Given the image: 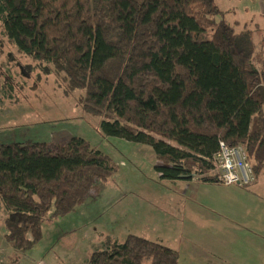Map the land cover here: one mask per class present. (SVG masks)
<instances>
[{
    "label": "trees",
    "instance_id": "trees-1",
    "mask_svg": "<svg viewBox=\"0 0 264 264\" xmlns=\"http://www.w3.org/2000/svg\"><path fill=\"white\" fill-rule=\"evenodd\" d=\"M4 45L7 89L15 68L53 74L67 96L83 92L78 101L103 116L107 135L153 146L164 178L219 181L221 141L247 147L256 181L264 171V59L258 66L253 31L238 30L218 0H0ZM115 169L80 136L54 154L0 142L5 238L33 249L46 224ZM104 244L88 264H179L177 250L143 236Z\"/></svg>",
    "mask_w": 264,
    "mask_h": 264
},
{
    "label": "rangeland",
    "instance_id": "rangeland-1",
    "mask_svg": "<svg viewBox=\"0 0 264 264\" xmlns=\"http://www.w3.org/2000/svg\"><path fill=\"white\" fill-rule=\"evenodd\" d=\"M218 1L224 17L238 30L253 31L256 62L261 66L264 0ZM7 50V45L0 48V71ZM25 68L29 71L22 74L16 68L7 72L13 84L8 89L6 76L0 74V142H31L42 154H54L57 145L80 136L107 154L116 169L74 211L46 224L43 239L25 253L5 238L7 210L0 201V264H88L91 254L104 247L106 237L124 241L129 234L174 248L180 254L179 264H227L221 253L220 200L235 195L264 197V171L248 187L196 177L164 178L156 168L153 146L107 135L103 116L88 112L78 101L83 92L67 96L53 74ZM212 172H220L216 160ZM257 226L264 231L261 222ZM252 255L242 253L240 264H253ZM260 258L258 264L264 263V252ZM151 259L144 258V264Z\"/></svg>",
    "mask_w": 264,
    "mask_h": 264
},
{
    "label": "crops",
    "instance_id": "crops-1",
    "mask_svg": "<svg viewBox=\"0 0 264 264\" xmlns=\"http://www.w3.org/2000/svg\"><path fill=\"white\" fill-rule=\"evenodd\" d=\"M261 7L264 11V2ZM263 46L261 47L262 53ZM206 201L204 204H206ZM211 202L214 204L213 200H208L207 204ZM220 206L222 216V258L227 264H240V255L249 251L253 254V264H258L261 260V252H264V231L257 226L258 222L264 225V197L223 196L220 200ZM246 225L248 226V232L245 230ZM260 264L264 263L261 262Z\"/></svg>",
    "mask_w": 264,
    "mask_h": 264
},
{
    "label": "built area",
    "instance_id": "built-area-1",
    "mask_svg": "<svg viewBox=\"0 0 264 264\" xmlns=\"http://www.w3.org/2000/svg\"><path fill=\"white\" fill-rule=\"evenodd\" d=\"M221 151L215 159L220 168L219 180L225 184L247 186L256 181L254 169L248 159L247 147L244 144L230 146L220 142Z\"/></svg>",
    "mask_w": 264,
    "mask_h": 264
}]
</instances>
